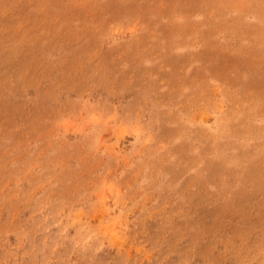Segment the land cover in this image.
Wrapping results in <instances>:
<instances>
[{
  "label": "rangeland",
  "instance_id": "rangeland-1",
  "mask_svg": "<svg viewBox=\"0 0 264 264\" xmlns=\"http://www.w3.org/2000/svg\"><path fill=\"white\" fill-rule=\"evenodd\" d=\"M0 264H264V0H0Z\"/></svg>",
  "mask_w": 264,
  "mask_h": 264
}]
</instances>
